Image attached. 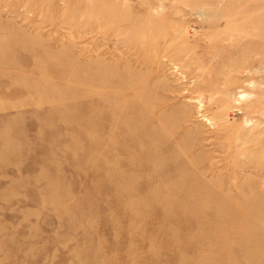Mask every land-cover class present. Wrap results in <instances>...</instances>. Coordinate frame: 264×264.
<instances>
[{"label":"rangeland","instance_id":"obj_1","mask_svg":"<svg viewBox=\"0 0 264 264\" xmlns=\"http://www.w3.org/2000/svg\"><path fill=\"white\" fill-rule=\"evenodd\" d=\"M0 264H264V0H0Z\"/></svg>","mask_w":264,"mask_h":264}]
</instances>
